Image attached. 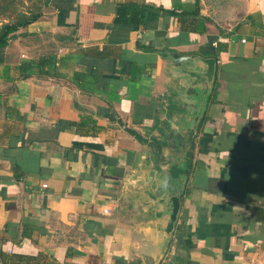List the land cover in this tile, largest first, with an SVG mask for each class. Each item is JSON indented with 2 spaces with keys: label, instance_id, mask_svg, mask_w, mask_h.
<instances>
[{
  "label": "crops",
  "instance_id": "crops-1",
  "mask_svg": "<svg viewBox=\"0 0 264 264\" xmlns=\"http://www.w3.org/2000/svg\"><path fill=\"white\" fill-rule=\"evenodd\" d=\"M3 57L0 264H264V0H49Z\"/></svg>",
  "mask_w": 264,
  "mask_h": 264
},
{
  "label": "water",
  "instance_id": "water-1",
  "mask_svg": "<svg viewBox=\"0 0 264 264\" xmlns=\"http://www.w3.org/2000/svg\"><path fill=\"white\" fill-rule=\"evenodd\" d=\"M174 61L179 69L191 80V86H202V96L205 94L207 90V86L209 82L213 79L214 68H215V59H203L199 57L190 56L188 58L179 57L176 54H173ZM180 59L190 60L193 61L192 64L188 66V68L183 69L181 64L178 62ZM205 63L207 68L205 71H202L201 63ZM171 209H170V216L169 222L166 226V232L170 233L174 222L176 220L178 208H179V197L178 195L171 197Z\"/></svg>",
  "mask_w": 264,
  "mask_h": 264
},
{
  "label": "trees",
  "instance_id": "trees-1",
  "mask_svg": "<svg viewBox=\"0 0 264 264\" xmlns=\"http://www.w3.org/2000/svg\"><path fill=\"white\" fill-rule=\"evenodd\" d=\"M49 0H44L40 5H36L29 9V12L16 11L12 9V14L15 15L14 19L3 22L0 25V63L4 61L3 50L8 45L9 40L14 36L15 32L21 28L25 27L33 21L37 20L42 12L43 7L48 5ZM33 61H23L19 64L18 71L21 76H26L31 72H25L27 69H31L33 66Z\"/></svg>",
  "mask_w": 264,
  "mask_h": 264
},
{
  "label": "rangeland",
  "instance_id": "rangeland-1",
  "mask_svg": "<svg viewBox=\"0 0 264 264\" xmlns=\"http://www.w3.org/2000/svg\"><path fill=\"white\" fill-rule=\"evenodd\" d=\"M44 0H0V25L3 22L14 19L12 9L21 12H29L30 8L40 5ZM45 6L43 7V10Z\"/></svg>",
  "mask_w": 264,
  "mask_h": 264
},
{
  "label": "built area",
  "instance_id": "built-area-1",
  "mask_svg": "<svg viewBox=\"0 0 264 264\" xmlns=\"http://www.w3.org/2000/svg\"><path fill=\"white\" fill-rule=\"evenodd\" d=\"M46 185H47L46 183H43V184H42L43 187L46 186Z\"/></svg>",
  "mask_w": 264,
  "mask_h": 264
}]
</instances>
